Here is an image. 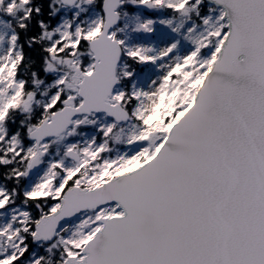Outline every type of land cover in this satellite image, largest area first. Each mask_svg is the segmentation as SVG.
<instances>
[{
  "label": "snow or ice",
  "instance_id": "obj_1",
  "mask_svg": "<svg viewBox=\"0 0 264 264\" xmlns=\"http://www.w3.org/2000/svg\"><path fill=\"white\" fill-rule=\"evenodd\" d=\"M0 25V264H264V0H0Z\"/></svg>",
  "mask_w": 264,
  "mask_h": 264
},
{
  "label": "rangeland",
  "instance_id": "obj_2",
  "mask_svg": "<svg viewBox=\"0 0 264 264\" xmlns=\"http://www.w3.org/2000/svg\"><path fill=\"white\" fill-rule=\"evenodd\" d=\"M79 2V0H78ZM76 9L75 8H71V9H67V8H63L62 10V16L67 18V19H71V16H72V13L73 11H75ZM156 15V13H150V12H145V11H142V10H136L135 12H132L130 13V16L129 17H124L121 21L122 24L124 23H128L129 24V29L126 31V34L130 33L131 32V28L134 27V24L136 21L130 19V17H133V16H139L140 17V21L142 22L143 19L149 15ZM84 16H86L88 19H93L95 18V10L92 9V8H89L88 12L87 13H84L82 14ZM9 32V29L5 28L4 26L0 25V35H3L4 33H7ZM132 36H136L137 34L136 33H131ZM6 39L7 37H5V41L3 43H0V55L4 54V52L6 51ZM142 39H145L147 42L149 43H152L154 42L155 40H158L159 39V33L151 38H143ZM81 132V135L77 136L76 139L78 140H85V139H89L92 135L96 134V130L94 127H90V128H84V129H81L80 130ZM62 152H63V142L62 141H58L57 144H56V147L53 151V155H57V154H61L62 155Z\"/></svg>",
  "mask_w": 264,
  "mask_h": 264
},
{
  "label": "trees",
  "instance_id": "obj_3",
  "mask_svg": "<svg viewBox=\"0 0 264 264\" xmlns=\"http://www.w3.org/2000/svg\"><path fill=\"white\" fill-rule=\"evenodd\" d=\"M44 7H45V12L47 11V3L45 2V4H44ZM57 7H59V5H57ZM25 71H29V69H25ZM27 116H28V114L27 113H18L15 117H14V119L18 122L20 119H27Z\"/></svg>",
  "mask_w": 264,
  "mask_h": 264
}]
</instances>
